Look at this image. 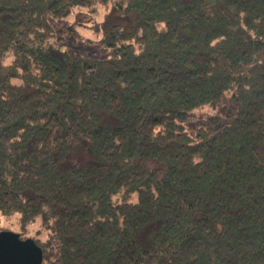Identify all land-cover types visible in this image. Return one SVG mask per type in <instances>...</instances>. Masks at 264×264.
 Listing matches in <instances>:
<instances>
[{"label":"trees","instance_id":"16d2710c","mask_svg":"<svg viewBox=\"0 0 264 264\" xmlns=\"http://www.w3.org/2000/svg\"><path fill=\"white\" fill-rule=\"evenodd\" d=\"M0 213L39 264H264V0H0Z\"/></svg>","mask_w":264,"mask_h":264},{"label":"rangeland","instance_id":"374dc122","mask_svg":"<svg viewBox=\"0 0 264 264\" xmlns=\"http://www.w3.org/2000/svg\"><path fill=\"white\" fill-rule=\"evenodd\" d=\"M91 10L84 8H76L74 12L61 20H56L52 24L55 28V35L64 37L66 40V47L73 52L85 54L94 58H107L111 56L112 50L105 49L100 40L102 34L95 30L96 23L103 19L104 9L101 8L98 14L89 12ZM9 62V59L7 60ZM233 106L230 103H224L219 108H204L197 112L199 118L215 119L222 118L227 119L231 114ZM222 120V121H223ZM197 123V122H195ZM218 123H221L220 119ZM194 123L187 125L189 131L193 133ZM21 224L19 215H3L0 213V233L10 232L14 234L21 233ZM47 232L41 228V219L37 218L35 222L28 226L25 237L27 239L39 238L45 239Z\"/></svg>","mask_w":264,"mask_h":264},{"label":"water","instance_id":"95a60500","mask_svg":"<svg viewBox=\"0 0 264 264\" xmlns=\"http://www.w3.org/2000/svg\"><path fill=\"white\" fill-rule=\"evenodd\" d=\"M41 249L32 240H21L18 234L0 233V264H39Z\"/></svg>","mask_w":264,"mask_h":264}]
</instances>
